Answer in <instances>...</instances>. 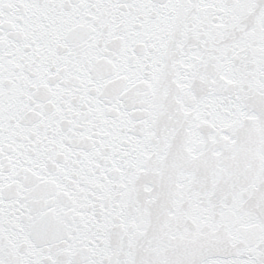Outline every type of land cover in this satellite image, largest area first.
Wrapping results in <instances>:
<instances>
[{"label": "snow or ice", "instance_id": "1", "mask_svg": "<svg viewBox=\"0 0 264 264\" xmlns=\"http://www.w3.org/2000/svg\"><path fill=\"white\" fill-rule=\"evenodd\" d=\"M0 264H264V0H0Z\"/></svg>", "mask_w": 264, "mask_h": 264}]
</instances>
